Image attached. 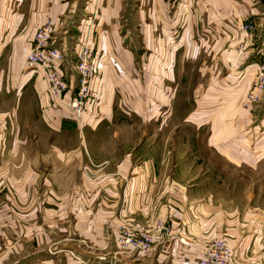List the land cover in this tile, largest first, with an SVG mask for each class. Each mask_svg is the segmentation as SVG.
<instances>
[{"label":"crops","instance_id":"1","mask_svg":"<svg viewBox=\"0 0 264 264\" xmlns=\"http://www.w3.org/2000/svg\"><path fill=\"white\" fill-rule=\"evenodd\" d=\"M46 21L68 54L81 38L101 56L95 98L80 118L51 102L41 71L26 62ZM246 21L264 24L260 0H0V264H83L71 253L86 263L114 254L133 264L140 258L126 261L115 249L120 227L158 221L172 233L151 259L156 264H195L200 249L218 238L233 247L231 264H264V204L194 196L165 155L134 162L127 153L133 132L117 127L114 111L115 91L137 82L130 48L140 36L153 87L182 69L174 63H197L205 82L196 87L205 86L212 103L207 148L231 164L263 167L264 89L248 99L260 50L257 33L241 29ZM25 91L35 97V112H23ZM158 97L167 100L163 92ZM24 119L72 130H34Z\"/></svg>","mask_w":264,"mask_h":264},{"label":"rangeland","instance_id":"2","mask_svg":"<svg viewBox=\"0 0 264 264\" xmlns=\"http://www.w3.org/2000/svg\"><path fill=\"white\" fill-rule=\"evenodd\" d=\"M251 22L256 27L250 33L254 36L257 33L259 42L257 50H259L264 40V24L259 25L254 21ZM137 31L138 25L136 24L135 35L138 37L140 33ZM130 49L134 51L133 62L135 65L131 75L137 79V82L132 87H127L126 90L119 87L115 91L117 103L114 109L118 117L117 127L133 132L132 137L129 136L131 138L129 140L131 148L127 152L129 158L134 162H140L143 159H157L165 155L168 161L172 162V165L176 164V176L183 177L185 188L188 189L190 186L195 188L194 196L201 195L203 197L209 192H213L214 198L225 197L239 203L256 201L254 203L264 204V166L247 168L238 166L233 162L231 164L221 152L208 149L206 146L205 130H207L211 119L206 118L205 111L210 105L212 107V103H207L206 87H196L197 84L205 82V77H202L201 73L196 70L197 63L191 62L190 59L184 61L182 65H175L174 63V67L179 66L182 69L175 70L171 79L164 76L162 78L163 85L157 86L155 84L153 87L147 79L146 68L144 70L145 66L143 65L144 62H149L148 54L150 51L143 47L140 36L135 38ZM70 52L68 59L74 62V54L72 50ZM253 68L254 66L252 69L250 68V72L254 74ZM70 74L71 77H74L73 81L76 82L74 71L68 70V75ZM68 75L67 78L70 77ZM68 82L70 84L69 80ZM75 86L72 87L73 91L76 89ZM195 91H197L196 94ZM158 92L165 93L167 100L161 101ZM93 98H95L94 92L88 103ZM34 102V95L25 91L24 114L35 112ZM133 102L140 104H133ZM5 104L4 101L0 102V107H5ZM197 110L202 112L199 114L200 118H192V112ZM123 116L125 118H122ZM29 123H32L34 130H72L71 126H67L65 129L54 125L48 127L41 121L34 119H30V121L24 119L23 126L30 127L28 126ZM159 130H166V134L164 135ZM160 138L161 141L159 142ZM162 138L167 140L166 152L162 151V145H160L164 142ZM249 193L253 194L255 198L252 195L249 198ZM115 249L120 251V255L124 256L126 261L131 260L133 262L134 258H140L138 261L135 260L133 264H143V262L156 264L153 262L154 260L138 258L135 253L129 252L124 247L118 246ZM71 255L83 264H93L97 261L100 263L107 262L113 254L109 255L107 259L96 260L91 263L81 261L77 253H71ZM77 256L79 257L77 258ZM121 264L123 263L121 262ZM195 264L197 263L195 262Z\"/></svg>","mask_w":264,"mask_h":264},{"label":"built area","instance_id":"3","mask_svg":"<svg viewBox=\"0 0 264 264\" xmlns=\"http://www.w3.org/2000/svg\"><path fill=\"white\" fill-rule=\"evenodd\" d=\"M255 27L251 21L241 26L242 30L247 32H253ZM33 42V48L26 56L27 64L41 71L48 85L51 102L68 108L74 116L80 118L88 101L93 97L92 86L99 76V56L94 51L91 42L87 39H78L80 45L72 51L75 57V61L72 62L68 59L66 46L55 45L54 28L50 21L44 22L36 29ZM259 50L260 59L253 64V89L248 94L250 101H256L258 92L264 89V40ZM68 66L76 76L74 91L66 78ZM66 96L69 97L67 103H65ZM171 233V226L161 221L146 229L125 224L120 227L115 244L135 253L138 257L152 259L158 246L163 245L170 238ZM177 240L182 244H188L184 237L178 236ZM199 252L197 264H231L234 256L233 247L219 238L206 243ZM93 264H121V261L113 254L107 262L97 261Z\"/></svg>","mask_w":264,"mask_h":264},{"label":"water","instance_id":"4","mask_svg":"<svg viewBox=\"0 0 264 264\" xmlns=\"http://www.w3.org/2000/svg\"><path fill=\"white\" fill-rule=\"evenodd\" d=\"M262 2V4L264 5V0H260Z\"/></svg>","mask_w":264,"mask_h":264}]
</instances>
